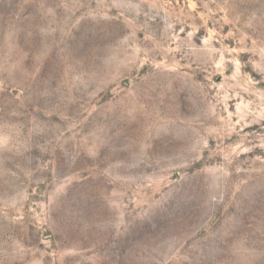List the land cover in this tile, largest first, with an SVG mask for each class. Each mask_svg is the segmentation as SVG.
Segmentation results:
<instances>
[{
    "label": "rangeland",
    "instance_id": "obj_1",
    "mask_svg": "<svg viewBox=\"0 0 264 264\" xmlns=\"http://www.w3.org/2000/svg\"><path fill=\"white\" fill-rule=\"evenodd\" d=\"M0 264H264V0H0Z\"/></svg>",
    "mask_w": 264,
    "mask_h": 264
}]
</instances>
